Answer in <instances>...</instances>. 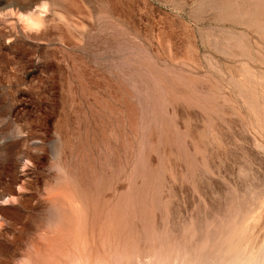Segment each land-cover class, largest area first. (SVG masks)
Segmentation results:
<instances>
[{"label": "rangeland", "instance_id": "1", "mask_svg": "<svg viewBox=\"0 0 264 264\" xmlns=\"http://www.w3.org/2000/svg\"><path fill=\"white\" fill-rule=\"evenodd\" d=\"M0 223V264H256L264 0H0Z\"/></svg>", "mask_w": 264, "mask_h": 264}, {"label": "bare ground", "instance_id": "2", "mask_svg": "<svg viewBox=\"0 0 264 264\" xmlns=\"http://www.w3.org/2000/svg\"><path fill=\"white\" fill-rule=\"evenodd\" d=\"M206 240V239H205ZM166 242V241H165ZM218 244H219V242H218ZM155 245V244H154ZM147 247V246H146ZM150 248V247H149ZM230 249H231V247H229ZM177 249V248H176ZM187 250V249H186ZM225 250V249H224ZM263 250V249H262ZM260 251L257 255L258 256H256V264H264V261H262V260H260V259H262L263 257H264V251ZM167 251V250H166ZM217 251V250H216ZM229 251V250H228ZM175 252V251H174ZM196 252V251H195ZM184 253V252H183ZM200 253V252H199ZM219 253V252H218ZM149 254V253H148ZM201 254V253H200ZM142 255H143V253H142ZM151 255V254H150ZM180 255V254H179ZM188 255V254H187ZM186 255V256H187ZM202 255V254H201ZM200 255V256H201ZM214 255V254H213ZM215 255H217V254H215ZM219 255V254H218ZM140 256V255H139ZM149 256V255H148ZM155 256V255H154ZM189 256V255H188ZM227 256V255H226ZM263 256V257H262ZM183 257V256H182ZM220 257L222 258L223 256H221L220 255ZM139 258V257H138ZM146 257L144 256V258L143 259H145ZM151 258V257H150ZM153 258V257H152ZM168 258V257H167ZM177 258V257H176ZM185 258V257H184ZM221 258H218V256L214 259V260H211L212 262H210L209 264H229V263H233L232 261H231V258L228 256V257H223L222 259ZM140 259V258H139ZM171 259V258H170ZM197 259V258H196ZM141 260V259H140ZM139 260V261H140ZM150 260V259H149ZM183 260H185V259H181V261L183 262ZM202 260V259H201ZM251 260V259H250ZM132 261V260H131ZM135 261V260H134ZM148 261V260H147ZM176 261V260H175ZM178 261V260H177ZM176 261V262H177ZM187 261V260H186ZM189 261V260H188ZM197 261V260H196ZM133 262V261H132ZM151 262V261H150ZM173 262V261H172ZM179 262V261H178ZM192 262V261H191ZM141 263V262H140ZM148 263H149V261H148ZM187 263V262H186ZM185 263V264H186ZM195 263V262H194ZM200 263H201V261H200ZM251 263V262H250ZM136 264V263H135ZM164 264V263H163ZM182 264H184V263H182ZM189 264H191L190 262H189ZM193 264V263H192ZM197 264V263H196ZM199 264V263H198ZM203 264V263H202ZM241 264H249V261H244V262H242Z\"/></svg>", "mask_w": 264, "mask_h": 264}, {"label": "clouds", "instance_id": "3", "mask_svg": "<svg viewBox=\"0 0 264 264\" xmlns=\"http://www.w3.org/2000/svg\"><path fill=\"white\" fill-rule=\"evenodd\" d=\"M46 5H45V9H46ZM7 15H15V13H7ZM20 20L22 23H24L26 25V31L29 30H35L38 29L40 27V25L36 24L33 22V19L31 18V16H20ZM9 43H11V41H8ZM5 204L7 203V201L4 202ZM6 225L3 223H0V229H3ZM19 264H28V261L25 259H21L19 261Z\"/></svg>", "mask_w": 264, "mask_h": 264}]
</instances>
